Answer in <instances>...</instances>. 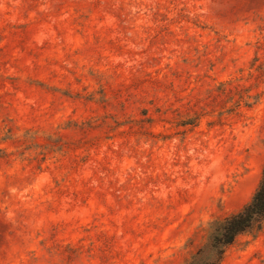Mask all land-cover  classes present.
<instances>
[{"label": "rangeland", "instance_id": "374dc122", "mask_svg": "<svg viewBox=\"0 0 264 264\" xmlns=\"http://www.w3.org/2000/svg\"><path fill=\"white\" fill-rule=\"evenodd\" d=\"M263 166L264 0H0V264H187Z\"/></svg>", "mask_w": 264, "mask_h": 264}, {"label": "trees", "instance_id": "16d2710c", "mask_svg": "<svg viewBox=\"0 0 264 264\" xmlns=\"http://www.w3.org/2000/svg\"><path fill=\"white\" fill-rule=\"evenodd\" d=\"M264 226V166L261 181L251 200L237 213L209 224L205 244L187 264H222L227 249L246 234L260 231Z\"/></svg>", "mask_w": 264, "mask_h": 264}]
</instances>
